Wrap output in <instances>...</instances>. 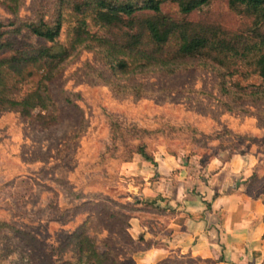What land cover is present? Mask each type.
Instances as JSON below:
<instances>
[{"label": "rangeland", "instance_id": "obj_1", "mask_svg": "<svg viewBox=\"0 0 264 264\" xmlns=\"http://www.w3.org/2000/svg\"><path fill=\"white\" fill-rule=\"evenodd\" d=\"M23 1L21 17L31 15L37 0ZM161 11L177 15L175 5L164 4ZM9 19L0 6V20ZM188 19L237 33L251 27L249 19L229 11L221 0ZM62 67L63 73L49 85L56 124L45 128L0 110V264H98L79 257L74 240H69L83 231L86 219L92 222L86 230L91 244L86 247L104 250L108 237L119 245L103 264H135L143 245L122 244L118 230L124 225L110 230V225L97 223V209L83 212V203L95 202L88 199L91 196L97 201L110 197L123 205L138 202L140 211L115 210L139 223L152 222L146 226L154 235L163 230L157 223L173 214L163 217L144 210V183L132 169L141 158L129 153L136 145L144 146L153 160L174 157L194 171L243 157L264 189V100L253 94L262 83L244 62L225 78L231 94L224 96L212 67L204 71L196 63L168 76L148 71L138 80L148 84L139 93L123 87H131L129 74L112 72L91 53L73 56ZM122 141L129 147L121 146ZM133 218L127 221L131 235Z\"/></svg>", "mask_w": 264, "mask_h": 264}, {"label": "trees", "instance_id": "obj_2", "mask_svg": "<svg viewBox=\"0 0 264 264\" xmlns=\"http://www.w3.org/2000/svg\"><path fill=\"white\" fill-rule=\"evenodd\" d=\"M213 1L216 0H37L31 15L21 17L23 0H0V6L11 17L7 23L0 20V110L13 111L45 128L56 124L55 103L49 85L63 73L62 65L69 58L83 53H91L112 72L129 74L131 87H123L136 88L137 92L148 85L138 82L148 71L168 76L177 73L180 66L196 63L204 71H209L211 66L215 76L220 78L216 87L221 95H229L231 92L225 86V78L234 75L238 62H244L262 83L253 94L263 101L264 0H221L229 11L251 21L247 33L229 31L204 20L188 19ZM164 4L175 5L177 15L162 13ZM66 104L74 106L69 99ZM115 136V139L122 137ZM122 143L124 148L129 147ZM134 148L135 151L130 149L129 153L138 154L144 161H153L144 146ZM259 182L258 175L253 174L247 184L250 195L264 196ZM91 197L88 199L96 201L83 203V212L97 209V223L105 227L110 225V230L112 226L124 225L118 230L122 244L143 245L138 252L153 245L143 237L134 239L127 223L133 216L115 210L140 211L138 202L123 205L110 197L102 201ZM143 204L144 210L151 214H167L159 204ZM123 219H126L125 223ZM262 221L264 225V216ZM91 223L86 219L83 231L73 234L69 240H74L79 257L85 256L88 261L95 259L98 264H103L110 256L109 252L119 245L111 243L108 237L103 242L104 250L86 247L91 244L86 235ZM140 223L142 226L152 224L142 219ZM64 264L71 262L65 261ZM160 264L206 263L167 259Z\"/></svg>", "mask_w": 264, "mask_h": 264}, {"label": "crops", "instance_id": "obj_3", "mask_svg": "<svg viewBox=\"0 0 264 264\" xmlns=\"http://www.w3.org/2000/svg\"><path fill=\"white\" fill-rule=\"evenodd\" d=\"M132 166L134 176L144 183V202L159 204L173 214L157 223L163 229L157 235L137 218L131 219V236L153 243L134 257L135 264L167 259L264 264V199L247 192L253 171L243 157L233 156L218 167H211L212 162L195 171L174 157L141 159Z\"/></svg>", "mask_w": 264, "mask_h": 264}]
</instances>
